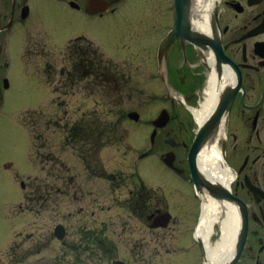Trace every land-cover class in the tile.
<instances>
[{"label":"rangeland","instance_id":"1","mask_svg":"<svg viewBox=\"0 0 264 264\" xmlns=\"http://www.w3.org/2000/svg\"><path fill=\"white\" fill-rule=\"evenodd\" d=\"M168 1L131 0L124 10L89 18L66 5L36 0L27 20L15 22L8 33L0 34L1 264H12L6 259L12 257L11 248H18L14 253L20 264H55L62 254L59 241L52 237L58 224L66 226L69 241H75L82 228L101 229L118 246L115 259L126 264H159L162 258L171 260L184 253L179 247L182 242L190 246L189 234L198 216L195 198L176 184L175 174L158 160L173 150L164 144V134L158 133L154 143L149 141V120L154 119L160 106L157 83L151 79L154 73L143 68L148 60L145 45L162 33L159 18L167 15ZM5 22L2 20L0 25ZM79 36L90 40L103 53L102 58L109 61L111 75H106L105 83L115 85L106 94L98 89L91 96L81 85L77 91L75 86L69 93L73 95L65 97L68 113L64 118L63 109L53 104L51 87L64 92L59 55L70 39ZM47 63L53 66L52 71L45 72ZM92 63L99 68L94 60ZM96 101L98 105L94 106ZM94 110L103 114L100 119L104 123L113 125L104 135L112 143L101 150L99 160L107 174H120L124 179L125 185L116 190L104 178L87 175L79 160L63 147V131L59 128ZM32 111H40L43 116L23 118L32 127L31 140L20 117ZM132 111L139 114L138 122L127 118ZM48 118L57 129L50 126L45 130ZM48 154L63 162L68 173L48 162ZM178 155L185 156L183 151ZM138 176L147 186L159 187L158 195L169 206L174 220L168 229H150L122 207ZM34 177L43 182L41 187L47 182L51 186L44 193L50 196L38 204L25 200L37 196H29L30 178ZM21 183L25 189H21ZM180 193L183 197H178Z\"/></svg>","mask_w":264,"mask_h":264},{"label":"flooded vegetation","instance_id":"2","mask_svg":"<svg viewBox=\"0 0 264 264\" xmlns=\"http://www.w3.org/2000/svg\"><path fill=\"white\" fill-rule=\"evenodd\" d=\"M43 1L66 5L89 18L117 13L131 3V0ZM204 1L207 0H192L187 27L184 24L181 36L159 52L160 42L176 21L174 0L171 5L169 0L167 15L159 18L164 27L162 33L145 45L148 60L143 68L156 73L159 112L166 110L169 117L160 134L166 137L164 144L170 140L168 144L173 149L170 171L177 176L176 184L194 196L198 207L196 225L189 234L190 246L182 242L179 247L184 253L171 260L162 258L159 264H204L203 243L195 232L206 196L228 205L229 226L236 233L227 249H221L219 264H264V0H210L209 6H199ZM35 2L0 0V21L9 20L10 16L12 22L27 20ZM200 19L207 22L209 31L195 28ZM199 132L206 140L199 147L195 165L209 187L198 186L190 177L188 152ZM205 148L215 154L213 159L206 160L205 167L214 169L212 175L215 173L224 182L200 169L203 164L200 154ZM179 151H183L184 158H180ZM69 181L73 183L74 179ZM107 181L113 190L125 185L124 179L115 174ZM136 182L122 207L150 229H168L174 220L164 199L154 194H158V188L155 191L140 178ZM49 196L40 194L35 199L40 203ZM178 197L183 196L180 193ZM181 201L179 198L180 207L184 208ZM166 214L171 217L168 222L164 219ZM160 222L165 224L163 228L152 226ZM215 226V235L209 239L211 245L221 234L217 223ZM52 237L62 248L55 264H126L115 259L118 246L101 229L82 228L77 239L69 241L66 226L58 224ZM17 249L11 248L12 257L6 258L12 264H20L14 253Z\"/></svg>","mask_w":264,"mask_h":264},{"label":"trees","instance_id":"3","mask_svg":"<svg viewBox=\"0 0 264 264\" xmlns=\"http://www.w3.org/2000/svg\"><path fill=\"white\" fill-rule=\"evenodd\" d=\"M64 56L65 58L68 57L71 62L70 70L68 71L66 69V72L64 73L66 83H62L61 85L64 92L59 93V88L54 87L53 92L55 94H61V96L67 95V93L72 91L75 86L76 88H80V85L84 91L88 92V95L95 94L98 89L105 93L114 87L115 83H105L107 82L106 75H111L107 67L102 66L100 61L98 63L101 64V66L96 63L99 68L93 67L94 63H92V61L96 60L98 53L86 40L82 38L74 40L67 46ZM98 79L100 83H98ZM80 80H86L89 83H76ZM56 105L58 108L64 109L65 117L67 114L65 103L57 100ZM36 115L41 118L43 113L34 111L31 114L28 113L22 116L23 124L28 127L30 131L32 127L28 125L23 118H30ZM100 118L101 114L98 113L97 110L85 112L77 121H74V123H65L61 126V129L59 128V130L64 132V144L69 146L73 153L82 160L86 170L92 176H104L98 163L97 156L100 149L108 145V138L106 137V139H104V135L113 127V125L109 123H104ZM46 126L45 130L50 126L53 127L54 122L48 118ZM53 128L57 129L55 126ZM32 132L33 131H31V133ZM42 157L43 156L41 155L40 158ZM42 186L43 187H34L33 194L43 195L48 189L49 184L44 183Z\"/></svg>","mask_w":264,"mask_h":264},{"label":"bare ground","instance_id":"4","mask_svg":"<svg viewBox=\"0 0 264 264\" xmlns=\"http://www.w3.org/2000/svg\"><path fill=\"white\" fill-rule=\"evenodd\" d=\"M203 5H205L206 7L209 6L210 0L204 1L203 3L199 4V6ZM195 28L209 31V26L204 19L197 20ZM196 34L201 36V34L199 33ZM214 156L215 154L213 150H208L205 148L200 154L201 162L204 165L201 164L199 165V167L211 178H215V180H221L215 173L214 176L212 175V170L214 169H208L205 167V164L207 163L206 160H208L209 158L213 159ZM221 182H224V179H222ZM225 211H227V213ZM227 217L228 205L226 203L220 202L210 196H206V198L204 197V200L202 202V212L200 214L199 223L196 227L195 236L202 241L205 251V259L209 264H219L222 262V258L220 256L221 249L224 247V249H227V243L231 241L235 233V229L229 226L230 223ZM216 223L220 228L221 234L219 233V237L216 240L217 242L214 245H211L209 243V239H212L215 235L214 228L216 227Z\"/></svg>","mask_w":264,"mask_h":264},{"label":"water","instance_id":"5","mask_svg":"<svg viewBox=\"0 0 264 264\" xmlns=\"http://www.w3.org/2000/svg\"><path fill=\"white\" fill-rule=\"evenodd\" d=\"M191 5H192V0H175V6H176V11H177V21H176V29H175V32L171 36L170 43L181 36L179 34H181L180 30L182 29L184 24L187 27L188 20H189L188 17L190 16ZM191 37H192V35H191ZM128 117L131 119H134V120L138 119V115H136V113H130L128 115ZM162 121H163L162 118L155 121L154 122L155 126H157V127L161 126ZM205 140H206V137L204 135L200 134L197 137V139H196V141H195V143H194V145L190 151V163H191V166L193 169L194 177H195V179L199 185L204 184V182L200 179V176L196 173V171H194V167H193L194 155H195L196 148L201 143H203ZM170 161H172V158H171L170 154H168L166 159H165V162L168 164Z\"/></svg>","mask_w":264,"mask_h":264}]
</instances>
